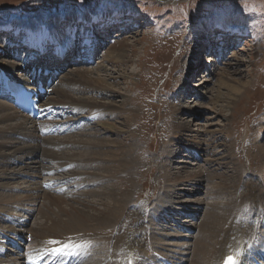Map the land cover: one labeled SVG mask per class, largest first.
Returning <instances> with one entry per match:
<instances>
[{
  "label": "rangeland",
  "instance_id": "374dc122",
  "mask_svg": "<svg viewBox=\"0 0 264 264\" xmlns=\"http://www.w3.org/2000/svg\"><path fill=\"white\" fill-rule=\"evenodd\" d=\"M66 17L78 19V32H82V27L89 25L91 20H93L92 27L104 25V23L108 22L106 26L110 27V29L108 28L109 30L103 28L101 31H95L96 27H91L93 34H96L98 40L102 43L100 44L101 49H98L96 53L95 60L91 64L88 63L87 66L77 67L78 65L74 66L75 63H71L66 59L67 65L64 67V70L68 72L75 69L92 71L94 76L99 75L102 79H105L107 84L111 85L114 92L113 98L109 99V89L95 86L90 82L84 83L85 85L79 83L80 86L76 87L78 90L58 89L62 87V84L59 85L62 82L60 78L57 81L59 82L58 85H55V89L50 90L45 102L64 106L71 101L76 102L75 100L79 98H88L92 101L95 100L98 104L113 101V103L119 104L118 106L122 108L116 107L110 112H98L97 110L89 109L83 113L88 114L93 112V115H88L84 118H81L80 115L73 116L68 110L58 109L60 119L62 118L61 114H63L65 119L74 117L76 120L72 118L64 121L68 122L67 126L64 125L65 128H70L72 131L63 135H57V139L64 141L66 146L64 145L60 149H50L52 154L58 157L67 153L85 154V151L88 150L83 149L84 145L88 144L90 147H93L96 144V137L99 136L106 140L116 141L118 145H116L115 149L104 150L103 148H97L93 149V151L97 154L102 151L129 154L126 159L128 162L127 167L134 166V170L131 172V178L134 182L129 183L128 186L130 188L122 190L121 193L124 191L130 193L132 188L135 194L133 192L132 194L130 193L131 199L126 200L125 205L132 200L135 203L145 202L148 205L147 214H150V216L153 215L152 208L165 196L167 187L172 185L166 177L164 181L163 175L165 172H174V168L177 167H183L180 170V174H184V171L189 170L197 172V169L205 166V160H214V163L208 165V168H210L209 172L211 171L209 175L212 176H209V188L217 186L216 183H221L220 187L223 188L222 184L226 182L223 183L224 179L220 181L216 175H221L222 173L232 175V173L230 174V168L232 170V167L239 174H243L245 170H252L256 165L264 164L263 157L257 151L258 145H264V132L260 130L261 133L253 137L258 139L257 143L251 141L249 136L251 131L253 133L263 125L264 120V0H0V33L3 34L0 35V39L13 37L12 30L10 31V28L5 29L6 26L13 23L27 27L40 22H45L48 25L58 18L62 19ZM116 19H120L119 21L125 24L109 26ZM62 24L68 25L66 22ZM227 33H229L228 37ZM230 34L234 35L231 36ZM207 38L213 44L210 50L205 46ZM10 42L14 43L13 41ZM119 48L126 51V58L124 60L127 62H118L117 52ZM108 54L114 56L113 62L111 59H108ZM43 55L45 56V54ZM17 63L21 64V62ZM48 63L51 64V62ZM60 67L58 66L57 68ZM68 72H65V74ZM222 72L235 82L241 80L248 82V86L242 96L234 103L233 108H230L228 111L222 110L223 105H225L224 103H217L219 105L216 106L212 100L218 81L223 80L219 76L223 74ZM235 72L240 74L235 75ZM61 74L63 75L64 72ZM93 75L91 74L92 77H94ZM89 89L93 91L98 90L100 94L92 95L85 92ZM185 90H188V95L183 97L186 92ZM221 91L225 93L224 89ZM65 97L67 98L65 99ZM178 99L181 101H178ZM119 101L122 102L119 103ZM188 106L200 107L201 110L197 111L191 118L185 115L180 117L182 120L179 123L184 122V126L186 125L185 127L188 128V132L181 130L180 135L188 133L189 137L178 136V141L180 142L178 143L181 146L176 149L174 156L170 155L169 159H167L166 150H169L174 141L172 137H175L172 134L174 132L172 128L173 112L178 107ZM129 109L133 110V114H131V111H128ZM213 110L214 112L222 111L221 114L225 116V119L221 118V116H215V113L212 112ZM111 112H116V114L130 112V114L122 116L120 121L125 119L126 122L119 124L120 121L118 120L107 119V116ZM90 120L92 122L88 123ZM78 121H82L84 123L83 126L75 125L76 129L73 130V124H77ZM58 122L61 124L62 121ZM98 122H104L105 124L109 122L118 131L113 129L116 132L114 135L104 132L101 126L96 125ZM216 123L218 125L215 126ZM223 126L225 127L224 131L222 130ZM40 130L42 136L45 138L47 133L44 128H38V136H40ZM197 131H200L203 135L199 136ZM211 131L215 135L212 138L207 136ZM37 134L34 135L33 140H36ZM50 136L42 140V149H48V143L52 138ZM191 137L204 140L206 143H211L213 140L210 152L211 154L214 153V155L208 156L207 153L203 155L202 153L198 154L199 151H195L194 149L195 145L189 141V139H192ZM2 140L5 139H0V141ZM189 145H192V147L188 148L187 151L185 148ZM193 153L197 155V161L192 159ZM188 154L190 157L187 156ZM228 154L231 156L229 161L221 160L224 155L228 156ZM95 156V154H91L87 160L97 162ZM114 156L112 155L111 157L114 158ZM44 157L46 156L41 153L38 157L40 161L33 160L37 163L36 169L39 170L40 166L44 168L51 167L52 171L56 172H49L43 168L42 170L46 171L45 175L44 172H40L38 176H43L36 181L38 183H45L46 181L53 180L49 183L53 182L52 184H56V182L62 180V184L58 186L59 188L61 187L60 191L62 192L54 194L57 197L52 198L53 202L51 204L46 202L49 205L50 213L42 209L43 203L46 205V200L40 194V197L44 199H41L40 202L42 203L38 207H33H36L33 217H24V219H29L24 227L27 228V231L33 229L34 224L42 220V213H47L46 219L48 222L53 217L49 223L54 226L57 223L56 229H63V223H67L69 220V216H67L69 215L68 212L70 214L75 211L80 213L89 212L91 214V210L101 209L100 205H96L95 203H92L95 206L92 205L91 207L88 204L89 202L97 201L96 195L98 193L105 191V187L108 188V186L109 188L112 186L117 190L121 188L118 180L114 178L118 177L120 173L117 171L118 164L115 162L107 164L109 169L106 173L92 169L85 170L83 165L86 159L81 154L80 157L83 159H72L68 165L64 166V170H59L57 160ZM178 160L184 161L187 164L179 166L175 164ZM163 161L165 162L162 166ZM104 165L102 164V166ZM191 165L197 166L194 168ZM14 167L15 165H10L7 168L5 167V169L10 170ZM85 173H97L101 178L107 180V183H88L89 186L88 184H83L74 189L72 184L80 182V179L87 178V181L93 179V176H87ZM24 178L23 176L20 177V179ZM207 185L208 182L195 184L194 186L187 183L176 185V189L183 187L187 191L182 195L181 199L183 201H197L199 199L201 207H197L196 205L186 206L184 208L187 213L182 214L181 217L176 215L170 217L161 215L156 220L154 219V223L149 222L146 224V233L148 231V235H150L152 232H150L151 228L158 229L160 227L158 225L163 226L167 224V221L176 218L178 219L176 222H169V224L176 225L179 230H177L178 234H183L185 237L182 239L165 237L162 242L171 243V245L184 244L182 249H176L178 251L192 249L196 243L195 239L200 231L199 228H202L201 224H203V220L205 218L207 220V216L204 217L206 210L210 211L211 204L218 210V207L220 209L225 199L230 200L234 198V189H228L229 185L227 191L225 189L221 190V188L217 190L215 188L203 189ZM192 187L194 190L198 188V191L195 193L191 189ZM176 189H170L172 191L169 194H181V192L175 191ZM90 190L94 192L88 195L83 194ZM211 191L213 195L207 196V192L211 193ZM14 193H17V195L23 194L20 190ZM83 203L88 205L82 206ZM71 207L75 208L74 211ZM196 209L200 214L190 217L192 214L190 211ZM199 209L203 211H199ZM12 212L10 213L12 214ZM14 212L12 215L18 214L15 210ZM48 214L51 215L48 216ZM55 220L56 222H54ZM185 220L190 221L185 225H192L191 223L195 225L190 232H185L181 228L184 226L181 224ZM3 225L0 222V229L5 226ZM154 233H157V231ZM162 233L167 234V231H162ZM69 235L76 237L78 234ZM155 235L157 236L158 234ZM26 238L28 237L26 236ZM149 244L151 245V243ZM162 246L161 250H156L152 253L154 260L158 264V258L163 257L161 255H171L164 250L166 249V245L162 244ZM82 249H84L83 246ZM6 254L10 256L12 253L7 250ZM83 257L92 259V256H89L87 252L86 256L84 255ZM180 257L183 259L182 262L174 261L171 257L167 258L171 259L172 264H188L187 261L192 256L185 254Z\"/></svg>",
  "mask_w": 264,
  "mask_h": 264
},
{
  "label": "bare ground",
  "instance_id": "6f19581e",
  "mask_svg": "<svg viewBox=\"0 0 264 264\" xmlns=\"http://www.w3.org/2000/svg\"><path fill=\"white\" fill-rule=\"evenodd\" d=\"M92 21L93 20H91L90 24H92ZM63 22L68 23V25H63ZM77 24V18L66 17L62 19L58 18L48 25L45 22H40L35 23L33 26L30 27L20 26L16 23L6 26V30L7 28H10V30H12L13 37L21 36L22 40L12 43V48L9 44V40L0 39V74L9 73L12 76H20V78L26 80L23 78V71H26L27 69L29 71L38 70L39 68H41L42 63H48V59H46L43 55L44 50L48 49V47H45L47 44L51 46V49L55 50V53L71 54V47L74 45V40L78 38L76 37ZM113 25L116 24H110L109 26L112 27ZM105 27L106 24H104V28ZM108 28L110 29V27H107L106 29ZM227 34L228 37L229 33ZM82 38V41H78L79 48L80 46L89 44V42L93 44L95 35H83ZM44 39L48 42L43 44L42 42ZM206 41L207 42L205 46H207V48L210 50V47H212L213 45L211 44L212 41H209V38H207ZM19 46H25V50L27 51L26 57L21 58V51L18 48ZM125 52L126 51L124 49H118V62H127L124 60V58H126ZM37 56H40V59L38 61L27 62V57H29L30 60H34ZM108 56V59H111L113 62L114 56L109 54ZM66 59H68V56L64 58L62 64L59 62L58 65L54 66L56 70L58 66H61L59 68V71L64 72L63 75L60 74L59 77H57L56 79L57 81L60 78L62 80V82L59 84H62V87H59L58 89H76V87L78 88L80 86L79 83L85 85L84 83L90 82L95 86L109 89V99L111 100L113 98L114 92L112 91L111 85L107 84L105 82V79H102L99 75L94 76L92 71H82L83 69L70 70L69 72L67 70H64V67L67 65L65 62ZM87 59L88 54H86L84 58L82 56L79 64L81 66H87ZM17 62H21V64H18ZM65 72L68 73L65 74ZM91 74L94 77H92ZM234 74L238 75L240 73L237 74V72H235ZM219 76L223 80L218 81L216 90L214 88L215 94L212 100L214 101L216 106H218L220 103H224L225 105H223V108H221L223 111H228L230 110V108H233L234 103L238 101L240 96H242L243 92L248 86V82L243 80L235 82L234 80L228 78L224 73L220 74ZM58 83L55 85H58ZM77 84L79 85L77 86ZM55 85H52L50 90H54ZM223 89L225 90V93L221 91ZM85 92L92 95L100 94V91H93L91 89ZM186 92L183 97H186V95H188V90ZM66 98L67 97H65V99ZM75 101L76 102L71 101L69 102V104L64 106H61L59 104H51L49 102H44L40 104V107L44 110L45 113H50V118L49 120L40 122L39 124L38 122L31 121L27 117H24V115L14 109L8 102L3 99H0V139H5L0 141V222L5 225H3L4 227L0 229V248H4L9 252L13 253L14 250H11L9 247H5L3 242H11L12 240L13 242H17L19 245H22L21 242L24 240L26 241V236H29L32 239L26 250V254H28L29 258L40 254L43 255L49 253L56 248H62L64 244H73L81 245V249L83 246L84 249H87L86 252L88 253V255L92 256V259L83 257V261L81 264H156L157 262L154 260V256L152 253L153 251L161 250L163 247L162 244H165L166 249L164 250L170 253L171 255H161L163 257L158 258L159 264H172L171 259L167 257H171L172 259H174V261L176 260L182 262L183 259H181L180 256L185 254H189L192 256L189 261L186 260L188 264H222L223 261L231 255L235 256L237 264H264V164L258 166L256 165L255 168H252V170H245L243 174H239V172L235 171V169L232 167V170L230 168V174L232 173V175H228L226 173L216 175L218 179H220V181L221 179H224L223 183L226 182L225 184H222L223 188L220 187L221 183H216L217 186H211L209 188V178L212 176L209 175L211 171L209 172L210 168H208V165L214 163V160H205V166H202L199 169L196 168L198 170L197 172L189 170L186 172L184 171V174H180V170H182L183 167L174 168L175 171L177 170L176 172H165V174L163 175L164 181L166 177L169 180V183H172V185H167L168 187L165 196L152 208L153 215L150 216V214H147L148 205L145 202L135 203L132 200L127 205H125V201L131 199L130 195L132 194L133 189L131 188V194L127 193V191L121 193V191L128 190L130 188L128 184L134 182L131 178V172L134 170V166L132 165L130 166V168L127 167L128 162L126 161V159L129 155L128 153L118 154L114 151H102L99 154L95 153L93 149H115L116 145H118L116 141L106 140L101 138L100 136L96 137V144L93 147H90L88 144L84 145L85 147H83L84 150H88L85 151V154L81 153L86 159L83 165L84 169H92L97 171H103L104 173H106L109 169V167H107V164L115 162L118 164L117 171H119L120 173L118 177L114 178L118 180L121 186V188L118 190L114 189L112 186H110V188L108 186L109 189L105 187V191L96 195L98 198L97 201L88 203L90 204V207L93 205L92 203L100 205L101 209L91 210V214H89V212L80 213L76 211L70 214V212L65 209L66 212L69 213V215H67L69 216V220L67 221V223H63L64 228L59 230L56 229L57 227L55 228L57 223L55 226L49 223L53 217L51 218V220H49V222L47 221V213H42V220L40 221L38 219L40 222L35 223L33 229H30L29 231L26 230L27 228H24L25 226L16 228L6 225L5 221L7 217L24 219V217L27 216L32 218L34 212L36 211H34V209H36V207H38V205L42 203L40 202L41 199H44L40 197V194L45 197V203L47 202L48 204H51L53 202L52 198L57 197L56 195L54 196V194L58 193V190H61L60 188L54 187L55 183H38L36 181L41 178L38 176L40 175V172H44L45 175L47 170L49 172L52 171L51 167L44 168L40 165L38 166H40L41 169H36L37 163L33 160L40 161V159L38 158L39 154L42 153L44 156L50 157V159L57 160L59 170H64V166L68 165L72 159H83L82 157H80V153H67L61 157H58L50 152V149L52 148L60 149L64 145L66 146V143L57 139L58 137L56 136L58 135L60 130H70V128H65L64 125H61L58 121L55 120L56 118L60 117V114L57 110H68L73 116L80 115L81 118H84L88 115H93V112H90L88 114L83 113L84 111L89 109H94L98 112H110L113 111L116 107H121L118 106L119 104L115 102L114 104L113 101L101 104H98L95 100L92 101L88 98H79ZM178 101L181 100L178 99ZM121 102L122 101H119V103ZM217 103L219 104L217 105ZM199 110H201L200 107L188 106L178 107L173 112L172 128L174 129V132L172 134H174L175 137H172L174 141L172 140L173 143L171 144V146L173 147L170 146L169 150H166L167 159H169L170 155L174 156L176 154V149L181 146L179 144L180 142L178 141V136L189 137L188 133L180 135L181 130L183 132H188V128H186V125L184 126L183 124L184 122L179 123L182 120L180 117L182 115H185L188 118H191V116H194ZM128 111H131V114H133V110L129 109ZM212 112H214V110ZM221 112L215 111V116H221V118H224L225 116H223ZM126 114H130V112H122L118 114H116V112H111L107 116V119L120 121L122 119V116H127ZM123 122H126L125 119L120 121L119 124H122ZM217 123L215 124V126L218 125ZM96 125L101 126L104 132L113 135L116 134L115 131H118L115 130L116 127L113 124H110L109 122L107 124H105L104 122H98L96 123ZM52 127L54 128V130L49 129ZM38 128H44L47 135L48 133L53 134L52 136H50L52 138L50 139L48 143V149L46 150L42 149L41 144L42 140L45 139L47 135L45 136V138L42 135L38 136ZM222 130H225L224 126ZM260 130L264 132V120L263 125H261V127L256 129V131L253 133L251 131V133L249 134L251 141L257 143L258 139H255L253 137L256 136L258 133L260 134ZM212 132L213 131H211L207 136H209L210 138H212V136L214 137V132ZM197 133L199 136L203 135V133H200V131H197ZM35 134H37V143L36 140H33ZM189 141H191L195 145L194 149L195 151H199L198 154L202 153L203 155L207 153L208 156L214 155V153L211 154L210 152V150L212 149L210 146L213 143V140L211 143H209L208 141V143H206V141L204 140L202 141L196 139V137H193L192 139H189ZM192 145H189L185 149L188 151V148L192 147ZM257 151H259L261 157H263L264 159V145H258ZM91 154L96 155L95 159L97 160V162L87 160L91 156ZM112 155H115L114 158L111 157ZM194 155L192 159L196 160L197 155H195L196 158L194 157ZM187 156L190 157L189 154ZM230 157L231 156L229 154L228 156L224 155L221 160L229 161ZM50 161L51 163H53L52 160ZM165 161L162 162V166ZM102 164L105 165L102 166ZM175 164L181 166L182 164L186 165L187 163L178 160ZM10 165H15V167L10 170L5 169V167L7 168V166ZM191 166H194L195 168V166L197 165ZM43 168L46 169V171H43ZM85 174H87V176H93V179H91V181H87V178L80 179V182H76L74 183V185L72 184L74 189L78 188V186H82L83 184L86 185L88 183H107V180L101 178L97 173ZM22 176L23 178H29V180H26L25 178L20 179V177ZM203 182H208V185L206 187L204 186L203 189L215 188V190H217L221 188V190L225 189L227 191L229 185L230 187L228 189H234V198L230 200L225 199V201L220 206L221 210L218 207V210H220L221 212L218 211L217 208L212 204L210 211L206 210L204 217L207 216V220H205V218L203 220V224H201L202 228H199L200 231L196 236V243L192 248L193 250L190 248V250H180V252L176 249H182L184 244H176V246L171 245V243L162 242L165 237L178 239H182L183 237H185V235L183 234H178L179 230L176 225L175 227L169 224V222H176V220H178L176 218L171 219V221H167V224L163 226L158 225L160 226L158 229L151 228L150 232H152L150 233V235H148V231L146 233V224L149 222L154 223V219L156 220V218H159L161 215L167 217L176 215L178 217H181L182 214L187 213L184 207L193 205L199 207L201 204L198 201L199 199L197 201H183L181 198L182 195L187 192L186 189H183V187L180 189H176L175 187L176 185H181L182 183H187L189 185L193 184L194 186L195 184H200ZM58 184L61 185L62 180H60V183ZM45 188L49 190L47 191V189ZM170 189H176L175 191L181 192V194H169L170 191H172ZM191 189L194 190L193 187ZM18 190H20V192L22 191L23 194L17 195V193H14L18 192ZM194 191L196 193L198 191V188H196ZM93 192L94 191L90 190L83 194L88 195ZM209 195H213L212 191L211 193L207 192V196ZM47 203L46 205L43 203L42 209L50 213V208ZM88 204L83 203L82 206ZM34 206L36 207L33 208ZM71 209L74 211L75 208L71 207ZM14 210L18 212L17 215H12L13 213H15ZM11 211H13L12 214L10 213ZM199 211L203 210L199 209ZM62 212L65 213L64 210ZM190 212H192V214ZM190 212H188L189 214H191L190 217H195L196 214H200L197 209L192 210ZM50 215L51 214H48V216ZM54 222H56V220ZM189 222L190 221L185 220V222L181 224L182 226L184 225L181 228L185 230V232H190L192 230V227L195 226L194 223H191L192 225L189 226L185 225ZM156 231L157 233H154ZM162 231H167V234H163ZM69 234L78 235L74 237L70 236ZM155 234L158 235L156 236ZM159 235L161 236L160 238ZM149 243H151V245ZM71 253H73V259L75 261L80 259L81 256L79 250H75L73 248ZM160 260H162L163 262H161ZM18 262L19 257L16 254L14 256H9L6 254L4 257H0V264H18Z\"/></svg>",
  "mask_w": 264,
  "mask_h": 264
},
{
  "label": "snow or ice",
  "instance_id": "6c2138e0",
  "mask_svg": "<svg viewBox=\"0 0 264 264\" xmlns=\"http://www.w3.org/2000/svg\"><path fill=\"white\" fill-rule=\"evenodd\" d=\"M53 243H59V242H53ZM80 247L79 245H73V244H64L62 248H56L52 250V255L57 254H70L73 248ZM31 264V262H30ZM225 264H235V261L233 257L229 256L227 257Z\"/></svg>",
  "mask_w": 264,
  "mask_h": 264
}]
</instances>
